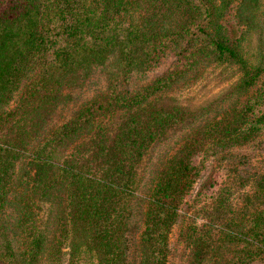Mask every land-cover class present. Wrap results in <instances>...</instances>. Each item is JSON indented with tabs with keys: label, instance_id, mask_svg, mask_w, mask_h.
<instances>
[{
	"label": "trees",
	"instance_id": "16d2710c",
	"mask_svg": "<svg viewBox=\"0 0 264 264\" xmlns=\"http://www.w3.org/2000/svg\"><path fill=\"white\" fill-rule=\"evenodd\" d=\"M171 45L180 49L174 65L130 90L131 73L147 70ZM96 66L104 91L42 133L24 157L61 89ZM207 74L225 84L199 99L174 92ZM245 91L252 92L192 130L161 164L142 200L138 264H166L168 232L203 160L264 129V0H10L0 7V212L20 159L27 192L16 207L19 248L4 241L0 264H125L135 195L155 146ZM57 189L64 214L49 239L48 213L37 220L35 210ZM220 220L225 229L215 237L205 226L186 229V264L264 258V174L244 206L223 210Z\"/></svg>",
	"mask_w": 264,
	"mask_h": 264
},
{
	"label": "rangeland",
	"instance_id": "374dc122",
	"mask_svg": "<svg viewBox=\"0 0 264 264\" xmlns=\"http://www.w3.org/2000/svg\"><path fill=\"white\" fill-rule=\"evenodd\" d=\"M10 0H0V7ZM172 17V16H171ZM180 49L171 45L164 49L157 62L152 64L144 72H132L129 78V89L135 90L150 83L170 69L180 57ZM202 65H200L201 67ZM209 69V68H208ZM204 79H198L191 85L179 84L175 91L180 97H192L199 99L214 93L219 86L225 84L219 78H213L207 74ZM26 80H24L25 82ZM185 85V86H184ZM22 86L13 94L8 107H13L19 97ZM105 89L104 72L100 66L90 69L89 74L79 80L75 86L63 87L59 92V98L52 111L48 114L42 129L30 145L26 146L24 157L29 153L32 145L42 135L69 118L88 99L103 92ZM252 91L239 92L229 97L213 109L209 114L197 119L190 126L174 133L164 141L157 144L147 163L139 190L135 195L134 214L130 221L128 233V250L125 264H138L136 242L140 230V211L143 208L142 200L153 184L154 177L163 161L187 135L201 123L218 115L222 110L235 104H240ZM25 159V158H24ZM23 160L20 159L15 166V174L12 178L7 193V202L0 212V247L7 241L13 250L19 248L21 242L20 228L17 222L18 210L16 207L23 197H27L23 184L20 182ZM264 174V129L253 140L235 145L206 157L199 169V173L193 184L180 201L176 219L167 235L166 264H186L188 249L183 240L186 229L190 226H205L210 234L215 237L225 227L221 224L222 211L230 209V212L239 211L244 206V198L251 193L255 184ZM21 184V185H20ZM64 190L57 189L49 197V201L39 204V210H35L37 220L43 213L45 218L48 213L47 231L49 239L53 235L54 227L61 220L63 209ZM222 201V203L220 202ZM34 202H36L34 200ZM51 205V206H50ZM264 258L249 261L245 264H263ZM202 264H213L212 260H206Z\"/></svg>",
	"mask_w": 264,
	"mask_h": 264
}]
</instances>
